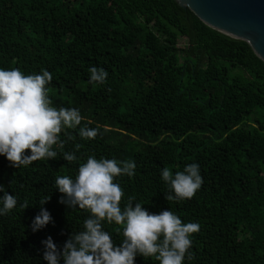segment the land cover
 <instances>
[{
	"label": "trees",
	"instance_id": "16d2710c",
	"mask_svg": "<svg viewBox=\"0 0 264 264\" xmlns=\"http://www.w3.org/2000/svg\"><path fill=\"white\" fill-rule=\"evenodd\" d=\"M93 66L108 72L103 85L89 83ZM13 68L50 72L52 106L58 100L84 119L60 133L55 160L13 168L0 156V185L17 199L0 216V264H47L43 240L62 249L83 230L89 213L61 204L55 180L74 179L88 156L135 162L134 177L115 181L121 208L135 197L133 206L150 214L170 210L200 225L191 236L194 258L184 264H264V62L248 43L209 28L175 0H0V69ZM85 126L99 130L95 139L79 136ZM132 137L156 142L131 156ZM66 152L78 159L67 163ZM192 163L201 188L191 200L167 202L162 169L175 174ZM41 208L52 222L34 233ZM115 228L104 224L118 247ZM134 264L159 262L137 255Z\"/></svg>",
	"mask_w": 264,
	"mask_h": 264
},
{
	"label": "clouds",
	"instance_id": "9594fccd",
	"mask_svg": "<svg viewBox=\"0 0 264 264\" xmlns=\"http://www.w3.org/2000/svg\"><path fill=\"white\" fill-rule=\"evenodd\" d=\"M89 83L103 85L108 72L103 68L89 69ZM52 75L47 70L39 74L25 75L20 69H0V156H4L13 168L27 167L38 160H55L54 145L62 149L60 133L65 129H76L84 119L76 108H56L49 98L48 85ZM98 129L87 126L79 128L82 139H95ZM69 139L75 137L69 136ZM82 145L76 144L78 151ZM28 152L30 154L26 155ZM78 158L74 153H64L63 160L71 164ZM136 164L132 160L88 156L78 168L73 179L68 175L58 176L55 188L62 198L59 201L72 209L89 213L84 220L83 230L72 234L58 249L49 236L41 243L45 251L43 259L47 264H134L137 255L144 259L154 258L159 264H184L194 254L191 236L198 233V223H184L170 210L150 214L143 205L128 197L121 208L124 197L117 177L135 176ZM161 179L167 185V202L191 200L203 184L199 165L192 163L175 174L164 167ZM0 216L9 214L17 205L14 195L5 192L0 185ZM50 200L44 197L40 204ZM22 209L29 207L25 201ZM52 222L51 214L44 208L35 216L31 228L35 233ZM116 225L115 232L122 235L120 246L113 242L112 235L104 224Z\"/></svg>",
	"mask_w": 264,
	"mask_h": 264
},
{
	"label": "water",
	"instance_id": "95a60500",
	"mask_svg": "<svg viewBox=\"0 0 264 264\" xmlns=\"http://www.w3.org/2000/svg\"><path fill=\"white\" fill-rule=\"evenodd\" d=\"M206 26L249 44L264 62V0H175Z\"/></svg>",
	"mask_w": 264,
	"mask_h": 264
},
{
	"label": "rangeland",
	"instance_id": "374dc122",
	"mask_svg": "<svg viewBox=\"0 0 264 264\" xmlns=\"http://www.w3.org/2000/svg\"><path fill=\"white\" fill-rule=\"evenodd\" d=\"M185 44H186V40L182 39L180 41V45L181 46H184ZM61 101H62V99H61ZM57 103L60 106V101L57 100ZM59 106H57L56 108H59ZM163 137H165V135L162 136L159 140H161ZM153 139L154 138H151V139H139V138H136V137H132L126 143V148L131 153V156H132V154L135 152L136 148H138L140 146V144H142V143H152V142H156V140H153Z\"/></svg>",
	"mask_w": 264,
	"mask_h": 264
}]
</instances>
